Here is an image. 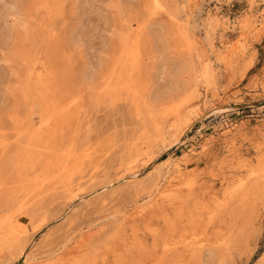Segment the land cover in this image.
<instances>
[{
    "label": "rangeland",
    "instance_id": "rangeland-1",
    "mask_svg": "<svg viewBox=\"0 0 264 264\" xmlns=\"http://www.w3.org/2000/svg\"><path fill=\"white\" fill-rule=\"evenodd\" d=\"M9 1L0 264H264V32L221 59L264 0Z\"/></svg>",
    "mask_w": 264,
    "mask_h": 264
},
{
    "label": "bare ground",
    "instance_id": "bare-ground-1",
    "mask_svg": "<svg viewBox=\"0 0 264 264\" xmlns=\"http://www.w3.org/2000/svg\"><path fill=\"white\" fill-rule=\"evenodd\" d=\"M6 3H9L10 1L9 0H4ZM159 2V1H158ZM1 3V6L4 8V7H6L5 5L6 4H4V2L2 3V2H0ZM157 3V2H156ZM12 7H14L15 8V6H14V3H11V5H10V10H12V9H14V8H12ZM2 9V8H1ZM246 15V14H245ZM7 16V15H6ZM171 16H174V15H171ZM257 16V15H256ZM257 18V17H256ZM2 20V19H1ZM260 21V20H259ZM239 30H238V28H237V30H238V33L235 35L236 37H235V39L233 38L232 40L233 41H231L230 42V44H229V46H226V48L225 49H223L222 50V52H221V59L225 62L226 61V65L227 66H229L230 64H232V61H234V59H235V57H236V54H237V51L239 50V49H242V46H243V44H244V42L247 40V38L250 36V35H255V34H258V33H262V32H264V17H262V19H261V22L259 23V25L256 23V21L255 20H253V17L251 18L248 14H247V16H244L242 19H240L239 21ZM7 29H9V28H7ZM141 29V28H140ZM138 32V31H137ZM7 33V32H6ZM182 34V33H181ZM181 34H180V36H181ZM178 35V34H177ZM176 35V36H177ZM183 35V34H182ZM138 37V36H137ZM234 37V36H233ZM181 38V37H180ZM183 38V37H182ZM138 40V39H137ZM184 40V39H183ZM182 40V41H183ZM227 40H228V38H227ZM2 42V41H1ZM135 42H137V41H135ZM134 42V43H135ZM183 42H185V41H183ZM121 43H123V41L121 42ZM133 43V44H134ZM188 43H190V42H188ZM139 44H140V42H139ZM185 44L186 45H184V46H187V43L185 42ZM123 45V44H122ZM131 45V44H130ZM137 45V44H136ZM192 45V44H191ZM191 45H190V47L189 48H192L191 47ZM199 45V44H198ZM131 47V46H130ZM129 48V47H128ZM131 48H133V47H131ZM136 48V47H135ZM186 48V47H185ZM198 47L196 46V49H197ZM202 48H204V47H202ZM125 49V48H124ZM123 49V50H124ZM184 49V48H183ZM186 49H188V47L186 48ZM194 49V48H193ZM193 49H190V50H193ZM136 50H137V48H136ZM189 50V51H190ZM197 50H200V48L199 49H197ZM204 50V49H203ZM185 51H187V50H185ZM127 52V51H126ZM191 53L189 54V55H191L192 54V52L193 51H190ZM195 52H196V50H195ZM129 53V52H128ZM187 54L186 55H188V52H186ZM199 53H201L200 51H199ZM205 53V52H204ZM207 54V53H206ZM200 55H202L198 60L200 61V64H202V62H204L203 60H202V58H203V54L201 53ZM198 56V55H197ZM238 56V55H237ZM244 56V55H243ZM190 57H192V56H190ZM205 57V56H204ZM188 59H190V58H188ZM191 59H193V58H191ZM228 59V60H227ZM205 60V59H204ZM236 60V59H235ZM119 61V60H118ZM188 61H190V60H188ZM206 61V60H205ZM193 62V61H192ZM191 62V63H192ZM100 63V62H99ZM189 63V62H188ZM195 63V62H194ZM194 66V65H193ZM199 65H197V67H198ZM201 66V65H200ZM187 68V67H186ZM189 68V67H188ZM201 68L202 69H204V66H201ZM193 69V68H192ZM201 69V70H202ZM206 69H207V67H206ZM187 70V69H186ZM189 70H190V68H189ZM198 70H199V67H198ZM196 71V70H195ZM206 71V70H205ZM187 72V71H186ZM196 72H198V71H196ZM195 72V73H196ZM194 73V72H193ZM193 73H189V74H193ZM229 73V72H228ZM205 75V74H204ZM203 74H202V72H200V75L199 76H204ZM192 76V75H191ZM90 78H91V76H90ZM191 78H197L196 76L195 77H191ZM203 78H205V77H203ZM202 78V79H203ZM116 79V78H115ZM86 80V79H85ZM117 80V79H116ZM125 80V79H124ZM195 80H197V79H195ZM199 80H200V78H199ZM204 80V79H203ZM202 80V82H204ZM193 81V80H192ZM119 82V81H118ZM194 82V81H193ZM196 82V81H195ZM198 82V81H197ZM105 83L108 85L109 84V82H108V80H105ZM189 83V82H188ZM200 83V82H199ZM114 84V83H113ZM124 84V83H123ZM122 84V85H123ZM193 83H190V85H192ZM114 86V85H113ZM194 86V85H193ZM192 86V87H193ZM108 87V86H107ZM131 87V86H130ZM127 88H128V86H127ZM194 88V87H193ZM192 89V88H191ZM207 89V88H206ZM107 90V89H106ZM106 90H103L101 93H97L95 96L97 97V100L98 101H101V100H103V99H106V98H109L110 96H109V92H106ZM108 90H109V88H108ZM107 90V91H108ZM110 90H111V87H110ZM113 90V89H112ZM193 90V89H192ZM89 93V92H88ZM117 96V95H116ZM145 98V97H144ZM127 103V102H126ZM211 107V106H210ZM223 108V107H222ZM60 109V108H59ZM208 109H210V108H208ZM223 110V109H222ZM226 110V109H225ZM167 111V110H166ZM179 112V111H178ZM191 112V111H190ZM67 119H68V121H70L71 119H72V116H73V111L72 110H68L67 112ZM150 113V112H149ZM69 115V116H68ZM176 116V115H175ZM169 117V116H168ZM182 118V117H181ZM187 118H189L188 116H186L185 117V119H187ZM177 119V120H176ZM47 120V119H46ZM188 125V124H187ZM186 125V126H187ZM163 126V125H162ZM184 132H185V126L184 127H181V125H180V116H177V117H175V120H174V122L172 123V126H171V129H170V132H169V135H170V137L173 139L172 140V143H171V146H174V145H179L180 144V142L182 141L181 140V137L183 136V134H184ZM7 135V134H6ZM166 142V141H165ZM167 144H169V142L167 143ZM192 150V149H191ZM154 158H156L155 156H154ZM48 162V161H47ZM263 163V162H262ZM163 165L164 166H167L168 167V162L167 161H164L163 162ZM145 166V165H144ZM263 168V167H262ZM153 171V170H152ZM173 171L175 172V173H180L181 172V166L179 165V162H178V164H175V166H174V168H173ZM169 172V171H168ZM167 173V172H166ZM166 175V174H165ZM172 175V174H171ZM169 176L171 179H169V183L171 184L173 181H174V178L176 177H174V176ZM263 175V174H262ZM161 176V175H160ZM179 176H181V174H179ZM144 177V176H143ZM168 177V176H167ZM167 177H164V178H167ZM235 177V176H234ZM135 178H137V177H134V179ZM139 179V178H138ZM158 179V178H157ZM161 179V178H160ZM130 180H132V179H130ZM150 180V179H149ZM159 181V180H158ZM131 183V182H130ZM129 183V184H130ZM134 183V182H133ZM135 183H136V181H135ZM156 183V182H155ZM198 183V182H197ZM148 184H150V183H148ZM161 184V183H160ZM160 184H156L155 186H156V193H154V191H152L153 192V194H150L146 199V201H141V202H143L144 203V205H141V206H143V208L144 207H147L148 208V206H150V207H152L151 205L153 204V203H155V202H158L160 199H162V198H164V197H166L167 195H165V190L167 191L168 190V188L166 189V186L164 185V186H161ZM134 185V184H133ZM151 185V184H150ZM170 186H172V185H170ZM147 187V186H146ZM155 188V187H154ZM168 192V191H167ZM172 192V191H171ZM143 194V193H142ZM169 196H170V194H169ZM172 198V197H171ZM170 198V199H171ZM179 198V197H178ZM169 200V199H168ZM173 204V203H172ZM149 207V208H150ZM156 207V206H155ZM154 207V208H155ZM157 207H158V205H157ZM139 208H141V207H139ZM145 209V211H146V208H144ZM138 211H143V209H137ZM136 210V211H137ZM148 211V210H147ZM150 212V211H149ZM134 216V215H133ZM134 218V217H133ZM133 220V219H132ZM77 235V234H76ZM69 241V240H68ZM74 241V240H73ZM80 242V241H79ZM68 244V243H67ZM80 244V243H79ZM79 246V245H78ZM81 247V246H80ZM77 248V247H76ZM199 249H201V247L199 248ZM207 249V248H206ZM77 249H75V251H76ZM205 250V249H204ZM203 250V251H204ZM68 252H66V254H65V256H66V258H67V256H70L73 252H74V249H72V250H67ZM202 251V250H201ZM203 251L201 252V254L203 253ZM207 252V251H206ZM24 256V258H25V260H24V264H27L28 262H30L31 261V259L29 260L28 259V255L25 253V254H23L22 253V250L19 252V257L20 256ZM62 255V254H61ZM18 256V255H17ZM16 256V257H17ZM56 256V255H55ZM59 256H60V254H59ZM61 257V256H60ZM201 257V256H200ZM64 257H62V258H60L61 260H63V263H62V261L61 260H58V258H57V260H58V262L56 261V263H53V264H64V259H63ZM33 259V258H32ZM46 259V258H45ZM42 260H44V259H42ZM197 260V259H196ZM59 261H61V262H59ZM66 261V260H65ZM91 262V261H90ZM262 262H264V254H263V258H262ZM35 263V262H34ZM38 262H36L35 264H37ZM45 263V262H44ZM48 263V262H47ZM83 263V262H82ZM199 263V262H198ZM197 263V264H198ZM30 264H33V262H31ZM38 264H42V261H40Z\"/></svg>",
    "mask_w": 264,
    "mask_h": 264
}]
</instances>
